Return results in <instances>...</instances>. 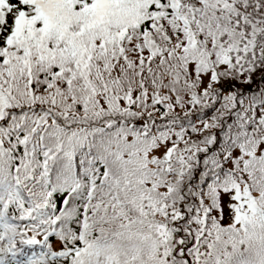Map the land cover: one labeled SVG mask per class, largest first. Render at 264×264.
<instances>
[{
  "label": "snow or ice",
  "instance_id": "6c2138e0",
  "mask_svg": "<svg viewBox=\"0 0 264 264\" xmlns=\"http://www.w3.org/2000/svg\"><path fill=\"white\" fill-rule=\"evenodd\" d=\"M0 264H264V0H0Z\"/></svg>",
  "mask_w": 264,
  "mask_h": 264
}]
</instances>
